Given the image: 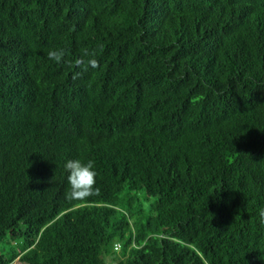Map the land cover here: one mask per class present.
I'll return each mask as SVG.
<instances>
[{"label":"trees","instance_id":"trees-1","mask_svg":"<svg viewBox=\"0 0 264 264\" xmlns=\"http://www.w3.org/2000/svg\"><path fill=\"white\" fill-rule=\"evenodd\" d=\"M261 207L264 0H0V264H264Z\"/></svg>","mask_w":264,"mask_h":264},{"label":"clouds","instance_id":"clouds-1","mask_svg":"<svg viewBox=\"0 0 264 264\" xmlns=\"http://www.w3.org/2000/svg\"><path fill=\"white\" fill-rule=\"evenodd\" d=\"M64 55L63 50H53L48 53V58L60 63ZM77 63L79 64L81 61H77ZM88 65L95 69L98 67V62L96 59H90ZM64 168L67 173V182L70 185L69 199H81L92 193L97 176L93 161L85 163L80 159H68L64 163ZM258 216L260 222L264 223V207L259 209Z\"/></svg>","mask_w":264,"mask_h":264},{"label":"rangeland","instance_id":"rangeland-1","mask_svg":"<svg viewBox=\"0 0 264 264\" xmlns=\"http://www.w3.org/2000/svg\"><path fill=\"white\" fill-rule=\"evenodd\" d=\"M139 202L141 203V207H142L146 212H149L150 201L147 200V199L143 196V194L139 195ZM133 205H134V207L137 206V204H136V199L134 200ZM111 251H112V250H111ZM118 253H119V252H118ZM116 256L118 257V255H116ZM120 258H121V257H120ZM121 259H122V258H121ZM106 262H107V264H115V262H114V257H112V256H108V257L106 258ZM12 264H18V262L15 261V262H13Z\"/></svg>","mask_w":264,"mask_h":264},{"label":"built area","instance_id":"built-area-1","mask_svg":"<svg viewBox=\"0 0 264 264\" xmlns=\"http://www.w3.org/2000/svg\"><path fill=\"white\" fill-rule=\"evenodd\" d=\"M115 250H116V246H115Z\"/></svg>","mask_w":264,"mask_h":264}]
</instances>
